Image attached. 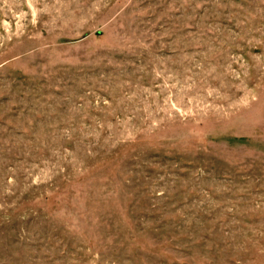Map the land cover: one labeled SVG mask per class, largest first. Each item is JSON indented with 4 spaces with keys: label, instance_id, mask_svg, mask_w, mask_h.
<instances>
[{
    "label": "rangeland",
    "instance_id": "rangeland-1",
    "mask_svg": "<svg viewBox=\"0 0 264 264\" xmlns=\"http://www.w3.org/2000/svg\"><path fill=\"white\" fill-rule=\"evenodd\" d=\"M0 264H264V0H0Z\"/></svg>",
    "mask_w": 264,
    "mask_h": 264
}]
</instances>
